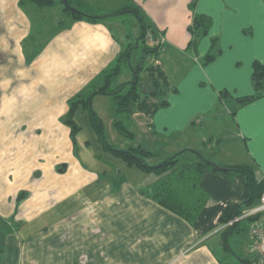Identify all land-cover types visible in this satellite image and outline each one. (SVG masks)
<instances>
[{
	"label": "crops",
	"instance_id": "crops-1",
	"mask_svg": "<svg viewBox=\"0 0 264 264\" xmlns=\"http://www.w3.org/2000/svg\"><path fill=\"white\" fill-rule=\"evenodd\" d=\"M124 1L115 13L98 18L133 14L118 13L138 8L155 31L154 39L178 53L191 52L189 28L195 16L211 20L178 91L149 118L150 136L169 140L170 146L155 155L156 163L194 150L222 167L253 165L256 178L264 180V97L246 106L236 101L254 94V65L264 64V0ZM42 11L32 2L0 0V84H11L14 92L0 97V222L7 233L0 264H225L216 253L232 250L230 244L231 249L223 246L222 220L228 207L247 198L245 177L206 170L200 188L211 202L191 224L142 193L162 176L108 151L83 106L74 114L80 127L74 142L64 122L70 104L60 102L57 88L63 80L85 81L88 75L81 81V68L102 72L123 48L103 19L71 21L63 10L72 28L28 63L31 48L25 42L32 39ZM138 31L141 35L142 27ZM211 55L213 59L207 58ZM221 91L229 92L227 102L220 99ZM223 109L244 143L241 159L227 155L218 161L214 148L224 140L195 128L205 122L211 127ZM195 158L190 151L181 156L187 162ZM241 223L229 243L236 233L247 231L246 253L254 262V239Z\"/></svg>",
	"mask_w": 264,
	"mask_h": 264
},
{
	"label": "trees",
	"instance_id": "trees-1",
	"mask_svg": "<svg viewBox=\"0 0 264 264\" xmlns=\"http://www.w3.org/2000/svg\"><path fill=\"white\" fill-rule=\"evenodd\" d=\"M32 2L42 9L51 8L56 5V0H22V4ZM65 5L64 12L71 18V21L86 20V21H98L104 18L91 17L81 11H72L70 2L67 0H61ZM132 12L140 21L142 32L140 37L129 45V47L121 53L117 60L116 65L110 69L104 71L100 75L101 84L93 91L87 98L72 99L70 100V111L66 115L64 122L71 130V139L75 142L76 136L80 131V127L74 120V114L79 106H83L90 113L92 126L97 133L102 145L110 151L114 156L126 161L130 166H136L146 173H156L162 178L153 186L149 187L142 193L149 198L153 199L162 207L170 210L176 215L180 216L184 220L191 224H194L198 219L201 211L211 201L207 193L200 188V181L203 173L208 170L220 171L226 174H241L245 177L249 193L247 198L240 204L230 206L226 209L224 218L222 220L223 225H227L221 232L222 243L225 249H231L229 239L237 230L242 221L248 220L251 223L261 219L262 214L251 215L241 219L239 222L229 226L228 224L235 218L242 217L248 211L256 208L264 194V180H258L256 178V172L253 165L240 164L228 167H222L211 160L205 158L201 152L194 150H184L175 156L162 160L159 163H152L154 160V153L142 145H131L124 149H118L109 143L105 137V129L102 125V120L99 114L93 109L91 105V99L97 95H112L117 105V113L126 115L129 120L137 111L146 113L149 117H153L158 110L169 105L168 96L170 93L177 92V88H171L169 83V77L161 69V67L148 68L147 76L149 81L153 84V90L145 88V84L142 81L141 72L143 70V63H145V57L152 55L158 57L161 54L162 45L156 38L150 41L148 34L151 32L156 37L155 31L142 12L138 8L126 9L123 12ZM211 25L209 17L204 15H196L194 24L191 26L190 32L193 35L189 44V49L193 54L196 52L199 39L207 34V31ZM140 51L139 63L133 64L132 55L133 51ZM144 54V56H143ZM196 54V53H195ZM213 59V55L207 57ZM207 58L204 59L206 62ZM210 61V60H209ZM124 68L132 71L133 80L131 82H122L117 84L118 88L112 89L114 85V79L119 77ZM252 82L254 88V94L237 98V102L240 106H246L256 100L264 97V64L256 62L254 65V71L252 74ZM111 88V89H110ZM148 91V92H147ZM142 94L148 95L149 98H155L157 102L149 104L147 100H141ZM220 99L226 102V97H229V92L221 91ZM114 125L118 133L124 138L134 139V135L127 128L124 121H115ZM190 151L196 154V158L189 162H183L181 156ZM151 161V162H150ZM23 195L20 194L18 201H21ZM4 224L0 222V257L4 253V242L6 232L3 229ZM249 262V263H248ZM246 264H255L252 261H246Z\"/></svg>",
	"mask_w": 264,
	"mask_h": 264
},
{
	"label": "rangeland",
	"instance_id": "rangeland-1",
	"mask_svg": "<svg viewBox=\"0 0 264 264\" xmlns=\"http://www.w3.org/2000/svg\"><path fill=\"white\" fill-rule=\"evenodd\" d=\"M72 8H77L81 12L91 16V17H102L104 15H111L116 5H121L124 0H70ZM65 7L62 4L61 0H56V5L51 8L43 9L44 12L40 17L35 18L34 25H33V33L32 39H29L25 42V48L28 49L30 54H28L29 62L35 59L39 54H41L50 43L54 41L59 34L67 29H71L73 24H71L70 20L66 18L63 14V8ZM26 10V8L24 9ZM31 11V10H29ZM41 11V10H36ZM68 19V20H67ZM65 20V21H64ZM101 23L108 25L112 31V33L116 37V41L120 43L122 46L123 51H125L131 43H134L136 39L140 35V31L138 28L141 29V24L139 19L133 14H125L120 16L108 17L103 20H100ZM127 34L124 33V31ZM161 44V43H160ZM162 45V44H161ZM138 51H133L134 57H132L133 64L139 63V58L141 55L136 57V53ZM195 54L188 52V53H178L172 51L162 46L161 54L156 59L152 55H147L145 59V63L143 65V70L141 72V76L143 78V82L145 84V88L147 90H153L154 86L149 81V77L147 76L148 68H156L161 67V69L167 74L169 77V85L171 88H177L180 85V81L182 80L185 72H190V66L192 61L194 60ZM73 57V54H71ZM144 56V54H143ZM70 57V59H72ZM74 58V57H73ZM66 59V57H65ZM69 59V58H68ZM117 58L111 61L110 64L103 68L100 73L91 71L85 72V68H81L82 74L80 80L84 77H87L85 81L82 83H72L68 80H63V84H61L60 88H57L58 96L60 102H64L67 107H69L70 100L72 99H81L87 98L93 91H95L101 84L100 75L106 70L112 69L116 63ZM202 62V60H200ZM140 64V63H139ZM83 69V70H82ZM95 70V69H94ZM62 73V72H61ZM58 72L56 71L55 75ZM66 75V72H65ZM72 75V73H71ZM59 76H61L59 71ZM133 80L132 73H127L124 69L123 73L116 78L115 83L112 86V89L118 88L117 83L120 82H131ZM11 84H0V97H5L6 99L9 96H13L14 92L11 93ZM111 89V88H110ZM148 92V91H147ZM57 93H55L56 95ZM51 94L48 93V96ZM141 100H147L149 104L157 102L155 98H149L146 94H142ZM3 98V99H5ZM2 100V99H1ZM229 100V97H226V102ZM91 105L93 109L99 114L103 128L105 129V137L106 140L115 146L118 149H124L127 145L132 144L135 146L142 145L146 149L152 151L154 155H162L165 151L169 149L168 146L169 140H156V136H150V117L142 112L137 111L132 116L131 120L127 118L124 114L117 113V105L115 99L112 95H97L95 98L91 99ZM222 112L221 110L217 111V118L213 120L212 126H207L206 122L202 126H196L197 130L200 131H207L209 135L215 136L214 139L222 138L224 143L221 147H215L214 151L218 153V161H224L227 155L231 157H240V159L244 156V143L239 140L236 136L237 131L234 125L232 117L228 116L226 113L227 110L223 109L224 114H219ZM124 121L127 125V128L133 135H136L135 139H128L121 136L116 127L114 125L115 121ZM64 124L63 122H61ZM65 125V124H64ZM84 126L83 124H81ZM66 127V126H65ZM24 130L28 131L29 128L24 127ZM175 144H178L175 143ZM156 157L152 161V163H156ZM183 162H187V160H183ZM242 227L249 226L247 221H243L241 223ZM249 235L248 232H238L236 233L230 240V245L232 250L230 252H226L222 248L216 250L217 256L223 260L225 264H245L242 262L241 259L246 261H251L252 256L246 253V248L248 247L249 242Z\"/></svg>",
	"mask_w": 264,
	"mask_h": 264
},
{
	"label": "built area",
	"instance_id": "built-area-1",
	"mask_svg": "<svg viewBox=\"0 0 264 264\" xmlns=\"http://www.w3.org/2000/svg\"><path fill=\"white\" fill-rule=\"evenodd\" d=\"M148 39L150 41L154 39L153 34L151 32L148 34ZM258 213H261L262 217L260 220L251 223L249 232L251 237L254 239L253 257L255 260V264H264V194L262 195L260 203L256 208L248 211L242 217L235 218L228 225L231 226L234 223L239 222L243 218H246L251 215H256Z\"/></svg>",
	"mask_w": 264,
	"mask_h": 264
},
{
	"label": "water",
	"instance_id": "water-1",
	"mask_svg": "<svg viewBox=\"0 0 264 264\" xmlns=\"http://www.w3.org/2000/svg\"><path fill=\"white\" fill-rule=\"evenodd\" d=\"M71 9H72V11H75V12H77V11H78L77 9H74V8H72V7H71ZM97 18H98V17H97Z\"/></svg>",
	"mask_w": 264,
	"mask_h": 264
}]
</instances>
